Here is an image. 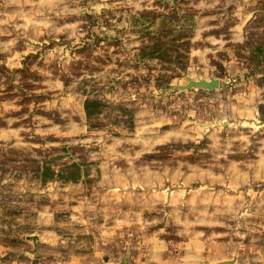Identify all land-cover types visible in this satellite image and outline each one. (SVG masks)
I'll list each match as a JSON object with an SVG mask.
<instances>
[{"label":"rangeland","instance_id":"374dc122","mask_svg":"<svg viewBox=\"0 0 264 264\" xmlns=\"http://www.w3.org/2000/svg\"><path fill=\"white\" fill-rule=\"evenodd\" d=\"M173 7L195 21L170 79L134 16ZM260 18L264 0H0V64L36 55L48 97L0 101V264H264V88L238 53ZM189 78L220 86L175 89ZM44 159L85 175L42 186Z\"/></svg>","mask_w":264,"mask_h":264},{"label":"trees","instance_id":"16d2710c","mask_svg":"<svg viewBox=\"0 0 264 264\" xmlns=\"http://www.w3.org/2000/svg\"><path fill=\"white\" fill-rule=\"evenodd\" d=\"M195 21V13L192 9H186L181 13L178 8H171L167 13L157 9L144 10L134 16L135 25L140 24L141 47L139 59L151 60L156 59L162 63L167 70L172 73L169 78L181 75L189 66L192 48V35ZM264 23V18H260L258 23ZM255 33H251V38L244 44L239 45L238 53L248 48L250 50L249 65L251 74L261 76L258 78V84L264 88V41L255 38ZM36 55L28 56L23 67L10 69L5 64H0V101L7 98L20 97L19 104L23 105L22 111H27V106L31 102L37 104L45 101L48 97L45 94H32L40 85H34L40 79L31 69L30 59ZM19 76V82L15 83L16 77ZM5 86V90L1 88ZM19 90L20 93L16 91ZM105 103L97 98H87L85 100V112L92 127H100L102 124L98 121L99 115L103 112ZM261 121L264 123V102L259 105ZM40 113L45 114L44 111ZM82 164L73 162L57 170L51 161L44 159L43 164H38L36 176L41 179L42 186L50 181L61 180L63 183L79 182L83 176ZM6 239L12 242H19L17 239Z\"/></svg>","mask_w":264,"mask_h":264},{"label":"water","instance_id":"95a60500","mask_svg":"<svg viewBox=\"0 0 264 264\" xmlns=\"http://www.w3.org/2000/svg\"><path fill=\"white\" fill-rule=\"evenodd\" d=\"M220 86V81L219 79L212 78L210 80L204 79V78H199L197 80L195 79H188V82L184 85H176L175 89L176 90H186V89H192V88H202V89H216L219 88ZM229 263H233V260L227 261Z\"/></svg>","mask_w":264,"mask_h":264},{"label":"crops","instance_id":"0c3cea01","mask_svg":"<svg viewBox=\"0 0 264 264\" xmlns=\"http://www.w3.org/2000/svg\"><path fill=\"white\" fill-rule=\"evenodd\" d=\"M102 251L101 250H96L95 252H94V255L95 256H97L98 258L102 255V253H101ZM69 262H72L71 260L69 261Z\"/></svg>","mask_w":264,"mask_h":264}]
</instances>
